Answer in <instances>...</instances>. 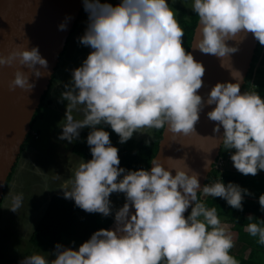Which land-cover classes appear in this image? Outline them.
Segmentation results:
<instances>
[{"label":"clouds","instance_id":"clouds-1","mask_svg":"<svg viewBox=\"0 0 264 264\" xmlns=\"http://www.w3.org/2000/svg\"><path fill=\"white\" fill-rule=\"evenodd\" d=\"M83 7L88 23L78 39L91 50L71 69L59 94L66 102L59 138L73 142L82 128H89L91 158L72 166L58 188L87 212L113 214L115 226L93 231L76 248L56 243L52 258L33 252L17 264H240L230 252L233 234L197 192L221 197L235 209H242L245 195L253 193L221 178L201 185L189 165L174 166L173 174L158 155L149 168L125 169L104 125L120 143L144 128H167L176 139L177 133L193 131L205 106L214 105L206 112L216 122L212 132L222 129L219 142L231 150L233 167L255 175L264 170V97L242 91L237 79L217 81L200 94L205 67L186 50L184 29L169 0H83ZM191 9L198 16L195 48L220 58L221 66L237 51V44L227 43L237 33H251L264 45V0H192ZM67 19L57 27L66 28ZM14 64L29 71L15 67L10 89L31 91L35 82L29 73H47L48 61L35 45L0 54V66ZM205 160L208 166L211 161ZM113 192L125 196L115 211L109 198ZM23 202L24 194L16 193L9 208L17 211ZM258 203L264 212V193ZM247 217L246 231L264 245V219Z\"/></svg>","mask_w":264,"mask_h":264},{"label":"water","instance_id":"water-1","mask_svg":"<svg viewBox=\"0 0 264 264\" xmlns=\"http://www.w3.org/2000/svg\"><path fill=\"white\" fill-rule=\"evenodd\" d=\"M82 8L83 0H0V54H6L13 48L35 45L48 61L45 75L35 77L29 73L30 80L35 82L31 91L8 87L15 67L29 71L24 65L0 66V201L7 177L12 172L21 147L31 132L32 118L50 85L60 54L64 51ZM66 16L68 17L66 28L59 29L57 25L64 21ZM197 24L198 20L189 51L205 67L202 78L204 86L198 90L200 94L205 95L217 81L235 79L240 81L242 90L258 41L251 33L246 36L237 33L233 40L227 41L229 44H237V51L224 57V66H221L220 58L202 53L195 48V39L199 37ZM41 71L46 72L43 68ZM236 71L238 73L232 76L231 73ZM213 106L206 105L194 130L187 134L177 133L176 139L172 138L173 134L167 128H163L157 152L153 156L155 158L158 155L165 167L173 169V174L174 166L183 168L189 165L190 168L187 170L197 172L201 185L205 184L222 145L219 142L222 129L213 133L212 127L216 122L206 116V112ZM205 159L211 161L208 166H205ZM114 226L115 222L112 219L106 228Z\"/></svg>","mask_w":264,"mask_h":264},{"label":"rangeland","instance_id":"rangeland-1","mask_svg":"<svg viewBox=\"0 0 264 264\" xmlns=\"http://www.w3.org/2000/svg\"><path fill=\"white\" fill-rule=\"evenodd\" d=\"M109 2L115 4L118 0ZM177 4L190 9L192 0H169L170 7L176 13V19ZM87 23L88 13L83 7L55 68L54 77L45 93L44 103L32 123L31 133L19 153L11 178L4 189L0 201V264H17L23 256L33 252H44L45 255L49 253V258H52V251L35 248L27 238L50 195L53 193L63 195L58 187L62 180L70 175V168L80 159L87 160L71 152L73 142L59 138L66 104L59 99V94L63 84L71 78V69L79 66L91 50L78 39L84 33ZM73 115L82 118L83 114L73 110ZM151 133V128H144L133 135L148 141ZM16 193L24 194V202L17 211H13L9 207L12 196ZM109 198L113 211L125 201L122 192H113ZM108 216L113 214L110 213ZM233 255L238 257L234 253Z\"/></svg>","mask_w":264,"mask_h":264},{"label":"trees","instance_id":"trees-1","mask_svg":"<svg viewBox=\"0 0 264 264\" xmlns=\"http://www.w3.org/2000/svg\"><path fill=\"white\" fill-rule=\"evenodd\" d=\"M175 7L178 9L177 20L184 29V37L182 38L183 44L186 50L189 51L190 41L198 16L191 8L186 9L184 6L181 7L178 4ZM62 53L60 54V58ZM53 77L54 75L52 79ZM244 90H255L264 97V45H261L259 42L255 48L251 66L245 78V84L242 87V91ZM44 97L45 94L41 98L40 106L36 110L31 124L36 119L38 111L44 103ZM104 127L109 131L111 143L119 150L120 166H123L125 169L133 170L140 167H149L151 159L157 152L158 142L161 138L163 128H151L152 133L148 141L136 138L133 135L124 143H120L118 135L113 132L109 126L104 125ZM89 130L90 129L87 127L82 128L79 132V137L73 141L71 146V152L74 155L87 160L91 158V153L89 151L90 146L86 142V136ZM24 144L21 149H23ZM230 151L231 150H227L221 145L219 155L213 163L211 171L208 173L205 184L220 178L225 183L228 181H237L235 177L236 174H234L233 171L234 167L229 157ZM220 161L222 164L219 166L218 162ZM11 175L12 172L7 177L5 187ZM197 199L202 200L208 207L215 208L220 218L223 217L227 222L232 224L229 230L233 234L234 241L244 242L252 246L250 255L244 258L237 257L240 264H264V259H260L258 256L259 251L257 252V249H261V246L257 244V238L252 239L249 233L243 232L244 227L249 223L247 217L249 214L253 215L254 220H256L257 217L264 219V212L260 211L258 201H256L257 203L252 202L253 204L251 205L249 200L244 199L242 201L243 208L235 209L228 205L223 198L206 196L199 191L197 192ZM112 219L113 216H104L98 212H87L75 205L73 200L65 198L61 194L53 193L45 204L27 240L37 249L49 250L52 252L58 242L64 246L76 248L84 240L88 239L93 231L101 227L106 228Z\"/></svg>","mask_w":264,"mask_h":264},{"label":"crops","instance_id":"crops-1","mask_svg":"<svg viewBox=\"0 0 264 264\" xmlns=\"http://www.w3.org/2000/svg\"><path fill=\"white\" fill-rule=\"evenodd\" d=\"M233 171H234V174H236L235 177L237 178V181L235 183L240 184L242 187L248 188L250 190V192L253 193V195H251V196L245 195V199L249 200L251 205L253 204L252 202L258 201V196L261 193H264V170H258V172L255 175L241 174L235 168L233 169ZM220 219L225 223V226L228 229H230V226L232 224L227 222L223 217H221ZM243 230H244L243 231L244 233H248L246 231V226L244 227ZM254 238H256V237L252 236V239H254ZM257 244L261 246V249H257V252L259 251L258 256L260 258L264 259V245H262L258 242H257ZM230 251L232 254L234 253L238 257L244 258V257H247L248 255H250V253L252 251V246H250L244 242L235 241L234 247L232 249H230Z\"/></svg>","mask_w":264,"mask_h":264},{"label":"built area","instance_id":"built-area-1","mask_svg":"<svg viewBox=\"0 0 264 264\" xmlns=\"http://www.w3.org/2000/svg\"><path fill=\"white\" fill-rule=\"evenodd\" d=\"M222 164V162L220 161V162H218V165L220 166Z\"/></svg>","mask_w":264,"mask_h":264}]
</instances>
